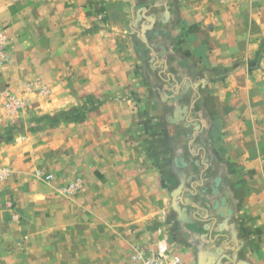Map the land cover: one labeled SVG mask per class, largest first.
Masks as SVG:
<instances>
[{"label":"crops","instance_id":"crops-1","mask_svg":"<svg viewBox=\"0 0 264 264\" xmlns=\"http://www.w3.org/2000/svg\"><path fill=\"white\" fill-rule=\"evenodd\" d=\"M243 1L0 0L7 71L51 87L37 109L117 93L86 121L16 145L33 166L48 157L62 179L52 187L82 177L78 220L104 222L109 252L162 240L187 264H264V6ZM145 117L150 136L136 131ZM58 233L69 235L48 228V264H66Z\"/></svg>","mask_w":264,"mask_h":264},{"label":"rangeland","instance_id":"rangeland-1","mask_svg":"<svg viewBox=\"0 0 264 264\" xmlns=\"http://www.w3.org/2000/svg\"><path fill=\"white\" fill-rule=\"evenodd\" d=\"M243 3L264 6V0H244ZM0 34L4 35V43L0 48V264H30L33 261L31 257L40 260V264H48V228H54L64 235L69 234L67 238L61 237L60 233L57 235L69 248L64 258L66 264H131L135 245L131 248L132 252H129V247L122 250L117 245L114 251L109 252V242L112 240L103 226L104 222L85 223L78 220V216H82L78 214L76 201L82 195V177L74 176L52 187L53 182L62 179L56 176L58 172L48 171V157L33 166L30 161L26 163L19 159L18 153L21 151H16L19 141L22 143L30 139V144L42 142L47 134L48 139H51L50 134L61 126L86 121L106 101L115 98L117 93L85 95L80 105L54 112L40 111L36 105L50 100L51 87L41 77L20 79L9 74L7 67L12 60L6 26H0ZM261 50L264 52V38ZM145 98L146 95L142 100ZM145 121L149 119L142 118L136 131L145 132L146 136L156 133L153 126H148ZM150 142V137H147L143 143ZM23 181L24 184H20ZM26 182H34L33 190H30ZM30 195L35 200L31 203L28 201ZM48 197H56L58 200V203L52 205V210L48 209ZM65 201L73 202L68 212L60 210ZM93 228H98L100 236H89L88 233L85 237L81 236L83 231L88 232L87 229ZM29 232L35 233L34 239L26 236ZM96 244L101 248L99 251ZM30 245L36 253H31L30 249L26 253V247Z\"/></svg>","mask_w":264,"mask_h":264},{"label":"built area","instance_id":"built-area-1","mask_svg":"<svg viewBox=\"0 0 264 264\" xmlns=\"http://www.w3.org/2000/svg\"><path fill=\"white\" fill-rule=\"evenodd\" d=\"M4 43V35L0 34V48ZM164 241L159 240L151 247L136 244L133 249L131 264H187L177 255L167 256L164 251Z\"/></svg>","mask_w":264,"mask_h":264}]
</instances>
